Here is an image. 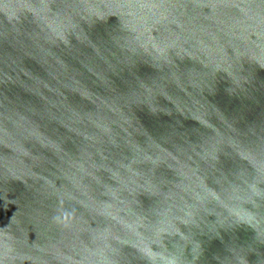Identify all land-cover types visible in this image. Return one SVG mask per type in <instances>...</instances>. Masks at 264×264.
<instances>
[{
    "label": "water",
    "instance_id": "water-1",
    "mask_svg": "<svg viewBox=\"0 0 264 264\" xmlns=\"http://www.w3.org/2000/svg\"><path fill=\"white\" fill-rule=\"evenodd\" d=\"M0 264H264V0H0Z\"/></svg>",
    "mask_w": 264,
    "mask_h": 264
}]
</instances>
